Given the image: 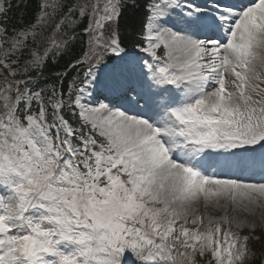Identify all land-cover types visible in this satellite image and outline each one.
I'll list each match as a JSON object with an SVG mask.
<instances>
[{
    "label": "snow or ice",
    "instance_id": "obj_1",
    "mask_svg": "<svg viewBox=\"0 0 264 264\" xmlns=\"http://www.w3.org/2000/svg\"><path fill=\"white\" fill-rule=\"evenodd\" d=\"M11 8L0 0V264L255 255L264 177L215 167L264 172V0H41L9 33ZM85 21L84 55L37 88Z\"/></svg>",
    "mask_w": 264,
    "mask_h": 264
},
{
    "label": "trees",
    "instance_id": "obj_2",
    "mask_svg": "<svg viewBox=\"0 0 264 264\" xmlns=\"http://www.w3.org/2000/svg\"><path fill=\"white\" fill-rule=\"evenodd\" d=\"M40 2L41 0H11L12 8L11 11H9L7 14V21H6V26L9 33H11L14 30H19L25 27L26 25L36 23V17L39 12ZM84 26H86V21L80 24L79 27H76L74 29L76 36L75 39L72 41V43L69 45V51L66 54L62 56H58L54 60L53 59L48 60L44 71L47 77L40 80V83L36 85L37 88L49 87L53 83H56V81L52 79V77H54L56 73L62 72L65 66L73 59H79L84 55L85 51L87 50V41H88V37L86 35H83L82 33V28ZM49 33H51V26H49L45 30V35ZM69 34L71 35V32ZM53 35L55 34L53 33ZM28 58H29V54L28 51L26 50L24 53L23 60H26ZM23 60L21 61V64H23ZM84 67H86V65L81 67L80 69L81 73L83 72ZM75 75L76 72H72L70 73L68 78L64 80L63 84L65 89H67L68 82L71 80L72 76ZM33 107H35V105H33ZM255 234L257 236H261V239L259 240L253 239V241L250 242V246L253 250L252 253H255V255H252L248 264H264V235H262L261 232ZM207 259H208L207 257L200 258V261L202 262V264H207Z\"/></svg>",
    "mask_w": 264,
    "mask_h": 264
},
{
    "label": "bare ground",
    "instance_id": "obj_3",
    "mask_svg": "<svg viewBox=\"0 0 264 264\" xmlns=\"http://www.w3.org/2000/svg\"><path fill=\"white\" fill-rule=\"evenodd\" d=\"M217 177H218V178H230V177H226V176H224V175H222V176L217 175ZM258 213H259V210H258ZM257 219L259 220V217H257Z\"/></svg>",
    "mask_w": 264,
    "mask_h": 264
},
{
    "label": "rangeland",
    "instance_id": "obj_4",
    "mask_svg": "<svg viewBox=\"0 0 264 264\" xmlns=\"http://www.w3.org/2000/svg\"><path fill=\"white\" fill-rule=\"evenodd\" d=\"M259 55H260V56H264V52H260ZM258 222H259V220H258ZM257 230H260V229H257ZM247 260H248V259H247ZM247 260H246V261H247ZM246 261H245V264H246Z\"/></svg>",
    "mask_w": 264,
    "mask_h": 264
}]
</instances>
